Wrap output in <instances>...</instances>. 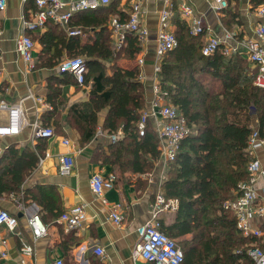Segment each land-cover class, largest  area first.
Returning <instances> with one entry per match:
<instances>
[{
  "label": "trees",
  "instance_id": "16d2710c",
  "mask_svg": "<svg viewBox=\"0 0 264 264\" xmlns=\"http://www.w3.org/2000/svg\"><path fill=\"white\" fill-rule=\"evenodd\" d=\"M227 1L230 21L236 22L238 8L231 6V2L236 1V5L240 2ZM250 3L254 9L263 5L264 0H250ZM114 11L122 20L128 16L127 11ZM72 22L73 18L71 25ZM98 22L102 25L99 39L83 46L77 35L58 38L61 34L52 31L56 26L51 24V31L39 36L42 53L50 51L56 39L65 40L67 47L80 48L71 57L83 54L88 67L86 82H92L90 96L88 101L70 107L68 121L78 130L82 141L88 142L97 135L99 112L106 109L100 125L102 131L110 134L122 127L124 132L116 141L109 139L108 150L104 152L103 160L116 168L115 178L118 171H150L160 150L158 136L150 124L144 135L138 130L145 107L144 85L138 78L140 67L136 63L142 41L137 34L129 32L124 45L118 48L111 41L112 30L107 26V19L98 18ZM189 29L185 21L179 22L178 44L162 57L158 73L159 83L168 92L170 101L194 130L181 140L163 182L164 195L177 198L179 206L171 222L166 223L160 217V227L183 248L185 258L181 264H255L249 249L256 244L264 250V234L245 235L237 226L235 214L224 203L236 197L239 182L249 175L252 157L248 141L253 117L257 119L260 134L264 135V88L253 83L257 69L247 58L239 53L227 56L221 49L205 56L201 51L204 40ZM29 34L34 39L32 32ZM56 46L54 56L60 54ZM198 72L220 79L222 88L212 91L197 76ZM63 73L61 81L77 83L71 72ZM57 79L50 81L48 100L54 107L50 113H56L65 100ZM39 155L28 147L20 150L14 145L1 155L0 195L11 191L21 194V185L29 170L38 163ZM27 193L25 189L24 197ZM33 194L54 216L61 212L54 194L51 200L46 199L42 187Z\"/></svg>",
  "mask_w": 264,
  "mask_h": 264
},
{
  "label": "crops",
  "instance_id": "0c3cea01",
  "mask_svg": "<svg viewBox=\"0 0 264 264\" xmlns=\"http://www.w3.org/2000/svg\"><path fill=\"white\" fill-rule=\"evenodd\" d=\"M134 2L135 0H111L110 3L97 8L75 13L72 26L81 29V32L76 34L80 45L99 39L102 25L98 22V18H106L108 28L112 30L111 18L116 13L114 10L128 12ZM183 2L190 4L195 15L203 18L204 29L199 35L204 42L210 37H222L225 30L235 33L238 38L255 36V29L260 21L257 12L259 6L252 9L250 0H239L240 3L237 5L236 1L231 2V6L238 8L239 16L236 22L230 21L229 9L218 7L215 0H170L169 2L142 0L141 21L147 28V34L142 40V50L139 53L144 58L142 67L144 77L141 81L144 85L145 107L142 111L150 110L154 96L155 65L158 61L157 37L161 29L160 16L164 10L173 13L170 23L176 33L179 22H184L179 11ZM35 10L34 0H7L6 8L0 10L2 28L0 101L4 99L14 103L21 100L24 109V122L20 131L16 134L0 136V157L11 145L20 150L28 147L38 152L40 158L43 157L27 173L21 185V194L17 195L11 191L9 194L0 195V207L8 208L19 217V224L14 231L6 226L0 227V238H6L8 242V257L1 258L0 264H21L22 247L25 243L32 244L34 248L33 253L26 256V264H55L60 258L63 264H152L142 259L134 260L133 251L139 238L138 226L151 218L156 193L163 191V185H160L161 156L154 160V168L150 171L128 170L125 173L118 171L115 186L106 189L103 196L92 190L90 179L94 173L102 172L104 175H110L116 169L111 162L103 160L111 138L102 131L97 132L95 138L90 141L83 142L78 130L68 121L67 113L70 107L75 103L81 104L89 100L92 82L61 81L64 73L60 71L59 64L71 58V54H77L80 48L75 49L70 46L69 48L65 40L56 39V43H52L51 50L42 53L43 46L39 41V36L43 32L51 31V24L56 26L52 31L61 34V37L57 36L58 38H62L63 35L68 38L71 34L65 27L49 21L43 28L32 31L36 42L33 50L35 62L33 68H30L28 62L19 54L17 39L25 30V20L35 18ZM111 41L115 44L113 31ZM56 44L60 54L54 56ZM43 62H47L48 65ZM55 62H57L55 65H50ZM251 66L254 67L252 63ZM204 74L210 75L212 78L210 82L215 81L212 87H217L219 90L222 88L220 79L209 73ZM54 77L59 78L56 84L62 85L65 100L56 113H50L49 111L54 107L48 97L51 94L50 81ZM105 115L106 109L99 112L100 125ZM7 120L8 111L0 108V122L6 123ZM35 122L52 126L55 135L50 138L36 137ZM161 122L160 116L151 115L149 118L148 125H151L156 135V127ZM100 125L98 129L101 128ZM253 126L258 127L256 117H253ZM64 137L70 138L74 142V147L63 144ZM69 150L74 151L75 165L70 174H61L58 170L59 156ZM46 152H49V155H46ZM258 156L264 166V149L258 151ZM38 187H42L46 199L51 200L53 194L56 196V202L61 208L58 215L54 216L34 197L33 191H37ZM263 187L264 177L261 176L256 181L257 191L262 193ZM25 189L28 190L26 197H24ZM79 203L86 204L87 218L80 226L68 229L61 221L60 215L70 206ZM115 208L123 216L120 224H116L111 217V212ZM34 212H39L47 225L48 230L45 235L34 236L28 222V216ZM174 212L165 210L160 217L169 223ZM263 221L264 217L258 219L256 223L262 228ZM96 245L103 246L104 255L95 253Z\"/></svg>",
  "mask_w": 264,
  "mask_h": 264
},
{
  "label": "built area",
  "instance_id": "2783aa9c",
  "mask_svg": "<svg viewBox=\"0 0 264 264\" xmlns=\"http://www.w3.org/2000/svg\"><path fill=\"white\" fill-rule=\"evenodd\" d=\"M35 18L25 20V30L17 39V50L19 54L28 62L30 68L35 66L33 50L36 46L35 40L29 32L43 28L49 21L56 22L65 27L69 34L76 35L81 29L71 25V19L74 14L86 10L97 8L100 5L108 4L111 0H34ZM168 2L170 0H167ZM220 8L228 6L227 0H215ZM141 2L135 0L128 16L122 20L119 15L111 18V27L115 36V45L120 48L126 41V35L129 32L137 34L140 40H144L147 34V28L142 24ZM7 6V0H0V10ZM180 14L184 21L189 25L192 34H200L204 29V20L201 16L194 13L190 4L183 2L180 7ZM258 15L260 21L255 29V36H246L238 38L235 33L225 30L222 37H210L202 45L201 51L205 56H210L221 49L225 55L230 56L234 53L243 54L256 67L257 72L253 83L256 86L264 88V4L259 6ZM173 13L170 10H164L160 16L161 29L157 37L156 53L158 61L155 65V82L153 85L154 96L151 100L150 110H144L138 121V130L140 135H144L151 115L162 117V122L157 125L156 133L159 139V150L162 159L161 162V184L167 177V171L170 163L175 160L179 145L182 139L191 134L193 127L187 122L180 109L173 104L168 96V92L162 88L159 83L158 73L161 69L162 57L178 44L176 33L171 27L170 17ZM2 28L0 27V35ZM140 67L138 78L144 77L142 67L144 58L139 55L136 59ZM61 72H71L78 82H86V73L88 67L83 56L71 57L59 64ZM41 101V99H39ZM0 108L8 111V120L6 123L0 122V136L6 134H16L20 131L24 122V109L21 100L9 103L6 100L0 101ZM248 151L251 160L248 164V177L239 182V193L236 197L225 201L224 205L229 208L236 216L237 226L245 235H262L264 230L256 223L258 219L264 217V187L262 193L256 188V181L259 177H264V166L258 151L264 149V135H261L258 127L252 126ZM102 129H98V133ZM34 134L36 137L50 138L55 135V130L50 125L34 123ZM123 128L110 133L112 141H116L123 136ZM63 144L74 147V142L64 137ZM1 149V148H0ZM49 155V152H46ZM43 157L40 158V160ZM59 172L61 174H70L75 165V155L73 150L65 151L60 154ZM90 185L92 190L99 196H103L106 189L115 186L114 174L104 175L102 172H96L91 176ZM179 206L177 198H167L163 191L156 193L152 208L151 218L138 226L139 238L133 251L134 260L142 259L152 264H181L184 261L185 254L183 248L177 243L176 239L169 236L161 230L160 215L165 210L176 211ZM111 217L116 224H120L123 216L115 208L111 212ZM87 218L86 204H74L63 211L60 215L61 221L68 229L80 226ZM29 225L32 228L35 237L47 233V225L43 221L39 212H34L28 216ZM19 224L18 217L4 207H0V227L6 226L14 231ZM8 242L6 238H0V259L8 257ZM34 251L33 245L25 243L22 247L23 257L21 264H26V256H30ZM94 251L98 255H104L103 246L96 245ZM249 254L255 261V264H264V250L256 244H252ZM55 264H63V260L58 259Z\"/></svg>",
  "mask_w": 264,
  "mask_h": 264
},
{
  "label": "rangeland",
  "instance_id": "374dc122",
  "mask_svg": "<svg viewBox=\"0 0 264 264\" xmlns=\"http://www.w3.org/2000/svg\"><path fill=\"white\" fill-rule=\"evenodd\" d=\"M204 75H206V76H204ZM197 76H198L202 81L205 82V84L207 85V87H208L209 89H211V90H213V91H219V89H218L217 87H212L213 83L215 84V81L210 82V80L212 79V78H210V75H208V74H204L203 72H202V73H201V72H198V73H197ZM252 113L255 114V110H254V109L252 110Z\"/></svg>",
  "mask_w": 264,
  "mask_h": 264
}]
</instances>
